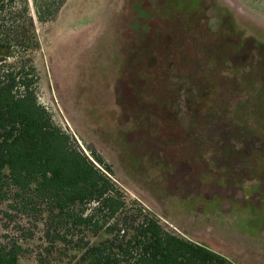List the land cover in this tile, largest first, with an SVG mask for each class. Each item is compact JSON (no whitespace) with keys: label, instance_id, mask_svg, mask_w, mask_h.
I'll list each match as a JSON object with an SVG mask.
<instances>
[{"label":"rangeland","instance_id":"obj_1","mask_svg":"<svg viewBox=\"0 0 264 264\" xmlns=\"http://www.w3.org/2000/svg\"><path fill=\"white\" fill-rule=\"evenodd\" d=\"M37 33L55 124L166 230L264 264V0H69ZM235 129L262 148L232 168L217 149ZM8 217L25 264H60L42 220Z\"/></svg>","mask_w":264,"mask_h":264},{"label":"trees","instance_id":"obj_2","mask_svg":"<svg viewBox=\"0 0 264 264\" xmlns=\"http://www.w3.org/2000/svg\"><path fill=\"white\" fill-rule=\"evenodd\" d=\"M68 1L0 0V264H25L23 240L2 233L16 212L42 220L60 264H233L166 230L39 103L37 24Z\"/></svg>","mask_w":264,"mask_h":264},{"label":"flooded vegetation","instance_id":"obj_3","mask_svg":"<svg viewBox=\"0 0 264 264\" xmlns=\"http://www.w3.org/2000/svg\"><path fill=\"white\" fill-rule=\"evenodd\" d=\"M172 46H173V44H172ZM174 46L178 47V44H174ZM170 50L177 51V50H180V48H175V50L171 48ZM260 106H263V104L260 103ZM247 108L248 107H246V109ZM261 109L264 112V108H261ZM210 116L211 115H209V114H207V116H206L207 120H206L205 124L207 122H209V125L207 123L208 126H203V129H205L204 132H206V131L208 132L210 130L209 127H210L211 122L213 121L212 120L213 116H212V119L210 118ZM214 124H215V122L213 124H211V125L213 126ZM230 125H231V123H230ZM215 128H219V126H216ZM203 129H202V131H203ZM234 131L237 132L238 130L235 129L233 131H230L228 133V138H226V139H224L222 134H219V137H221L222 140H219L221 142V144L218 145L217 152H224L223 158H224V160H226L225 163L226 164L228 163L229 165L230 164L231 165L234 164L231 167L232 168H237L238 166L241 167V164H239L238 162H235L236 161L235 160L236 157H238L240 155H249V157H254L253 154L256 151H254L253 149L258 150L259 148H262V146L257 144V142L256 143H252L251 141H249V139L245 135L237 136V134ZM238 132L240 133V131H238ZM231 136H232V139H231ZM200 137H201L200 134L197 132L195 134L194 138H193V136L190 137V142L193 144V142H197V140L200 141ZM202 138L204 139V141H202L203 144L201 145V148L208 147L207 145H209V147H211V144H210L209 141H207V138L206 137H202ZM215 150H216V148H215ZM262 152H264V151H262ZM263 155H264V153H263ZM236 163L239 164V165L235 166Z\"/></svg>","mask_w":264,"mask_h":264}]
</instances>
